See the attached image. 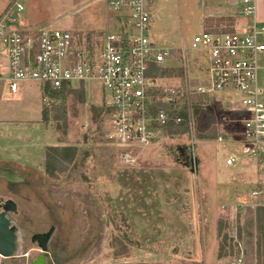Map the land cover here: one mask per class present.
<instances>
[{
  "label": "rangeland",
  "instance_id": "1",
  "mask_svg": "<svg viewBox=\"0 0 264 264\" xmlns=\"http://www.w3.org/2000/svg\"><path fill=\"white\" fill-rule=\"evenodd\" d=\"M14 1L0 0V16ZM92 1L18 0L24 8L21 27L96 29L93 15L98 17L107 10ZM208 1L158 0V16H154L158 22H154L151 40L172 50L188 48L207 22L227 30L231 21L239 29L245 26L240 0ZM210 10L213 15L205 19ZM259 40L264 43V36ZM258 83L264 93V53L258 57ZM23 92L24 98L14 97L4 107V117L17 123L2 121L0 126V160L14 161H4L0 168L5 165L27 183L9 185L0 179V199H11L18 206L12 218L21 235L15 259L0 257V264H29L38 254L30 237L51 226L55 228L49 246L51 260L57 253L62 264L233 261L234 256L225 251L219 255L222 237L217 228L224 218L221 208L241 189V180L233 179L236 171L224 166V154L212 142L196 140L191 128L187 135L167 137L137 150L133 166H127L119 159L120 151L106 145L101 115L92 118V108L100 105L97 84L88 85L83 104L73 95L55 97L48 121L42 120V86L28 83ZM54 108L65 109L66 126L61 119L53 120ZM49 144L78 148L75 162L53 180L43 172V145ZM245 240L241 237V264H256L255 246L244 256ZM22 255L29 257L19 261Z\"/></svg>",
  "mask_w": 264,
  "mask_h": 264
},
{
  "label": "built area",
  "instance_id": "2",
  "mask_svg": "<svg viewBox=\"0 0 264 264\" xmlns=\"http://www.w3.org/2000/svg\"><path fill=\"white\" fill-rule=\"evenodd\" d=\"M105 1L117 22L89 38L50 26L24 29L23 6L18 0L9 5L0 16V99L38 83L43 105L50 109L55 95L97 84L105 143L120 151L127 166H133L137 150L167 138L171 123L184 122L191 129L198 97L204 109L213 100L221 110V132L212 143L224 154V166L236 171L233 179L241 180V189L221 208L234 251L230 264H241L245 215L264 209V93L258 83L264 26L253 19L232 33L203 29L188 48L172 50L151 40L147 0ZM239 3L240 15L253 18L255 0ZM176 63L183 78L155 75V69Z\"/></svg>",
  "mask_w": 264,
  "mask_h": 264
},
{
  "label": "trees",
  "instance_id": "3",
  "mask_svg": "<svg viewBox=\"0 0 264 264\" xmlns=\"http://www.w3.org/2000/svg\"><path fill=\"white\" fill-rule=\"evenodd\" d=\"M116 19H112L110 21V25L113 26L116 23ZM219 22L218 24H220ZM206 28L205 30L208 32H221V33H232L235 31V23L234 21L230 22L229 30L226 27L214 28L213 25L209 24L208 22L205 23ZM80 36H87V38L91 36H99L101 32H94V31H87V32H77ZM155 75L158 77H165L168 79H172L175 77L183 78V72L180 67H178V63H176L174 68H161L154 70ZM65 95H73L75 100L79 104L85 103V89L80 86L74 88L70 91H67L61 95H55L54 97L58 96H65ZM197 99V98H196ZM194 98L192 99L193 102ZM202 99L198 97L194 106H192L191 113L193 119L192 125V132L195 134V139L199 141H214L220 134L221 129L217 122L216 113L219 114L221 110H214V102L213 100L210 101L208 108H202ZM54 105L52 106V108ZM51 108V109H52ZM45 111H42V120L48 121V114L47 112L50 109L44 108ZM56 110V112H55ZM212 110L216 113L213 114ZM54 115L53 120L58 121L62 120L63 126H66V112L65 109L54 108ZM102 110L99 108H92V118L96 120L100 115H102ZM216 118H214L213 117ZM203 131V132H201ZM189 133V127L186 123L182 122L181 124H170L166 129V136L167 137H176V136H184ZM78 154V148L75 146H46L44 148V163H43V172L48 179H56V177L66 170V167L70 164L75 162V159ZM88 155L87 153L84 154V158ZM224 223L221 221L218 224L217 228V235L218 237H222L221 244L219 245V255H222V252L229 253L230 256H234L233 246L230 245L228 241L227 234L225 233ZM242 232L245 239L244 244L248 247L245 252L244 256H249L252 253L253 247L255 246V259L256 264H264V209H259L255 211H249L245 215V220L243 221ZM241 235V230L239 232V237ZM243 238V237H242ZM238 255V251L236 252ZM57 253L52 254V263L62 264L59 260ZM247 264V263H244ZM252 264V263H250Z\"/></svg>",
  "mask_w": 264,
  "mask_h": 264
},
{
  "label": "water",
  "instance_id": "4",
  "mask_svg": "<svg viewBox=\"0 0 264 264\" xmlns=\"http://www.w3.org/2000/svg\"><path fill=\"white\" fill-rule=\"evenodd\" d=\"M190 164L192 167L193 166L192 158ZM191 171H193L192 168ZM1 177L5 178L6 180L18 182V183H23L26 181L18 174L9 170H7L6 174L2 175ZM17 213H18V207L13 200L0 199V257L3 258L16 257V253L18 249L17 228L15 225H11L9 216L16 215ZM53 231H54V227H50V229L46 233L34 234L31 237V242L33 244H37L38 249L44 255H48V242ZM30 264H45L44 257H38Z\"/></svg>",
  "mask_w": 264,
  "mask_h": 264
},
{
  "label": "crops",
  "instance_id": "5",
  "mask_svg": "<svg viewBox=\"0 0 264 264\" xmlns=\"http://www.w3.org/2000/svg\"><path fill=\"white\" fill-rule=\"evenodd\" d=\"M147 1L149 2L150 10H151V13H152V24H151V31H152V28L154 27V22L155 23L158 22V20L155 19L158 16V10H157V8H158V0H147ZM92 2L98 3V5H102L103 7H105L107 12L104 11V14L103 13H98L99 14L98 17L95 14L93 15L92 22H94L93 24L97 25L96 29H94V28H92L90 26V28L87 27V29H82V30L83 31L106 30L108 28V25H109L111 19H112L111 15L108 12L106 1L105 0H93ZM103 2L105 3V5H104ZM208 2L209 3L211 2V4H212V0L208 1ZM200 6H202V4H200ZM210 8L213 9L212 6ZM213 13H214L213 10H210V13L205 17V19L208 18V17H211V15H213ZM154 16H155V18H154ZM253 19L258 24H260L261 26H264V0H255V14H254V17L253 18H244L245 23L243 24L242 20H241L240 21V25H242V24L243 25H247ZM92 26H94V25H92ZM201 26H202V28H204L203 20L201 21ZM241 29H239V27L235 26V31H238V30H241ZM25 85H27V84H25ZM25 85L21 86V88H20L18 94L15 96V98H17V97L24 98L23 88H24ZM15 98L14 97L13 98L5 97L4 99H0V126L2 125V121H4L5 123H11V124L17 123V121H14V119H11L12 120L11 121L9 117H4V115L7 116L6 112L4 111V107L6 108V105H7L6 102L9 101V100H11L13 102V99H15ZM211 142L212 141H210L209 143H211ZM50 145L51 144H49L48 146H50ZM46 146L43 145V147H46ZM4 161L5 162L14 163V161H10V160L8 161V160H3V159L0 160V163H2ZM16 174H18V173H16Z\"/></svg>",
  "mask_w": 264,
  "mask_h": 264
},
{
  "label": "flooded vegetation",
  "instance_id": "6",
  "mask_svg": "<svg viewBox=\"0 0 264 264\" xmlns=\"http://www.w3.org/2000/svg\"><path fill=\"white\" fill-rule=\"evenodd\" d=\"M7 170H9V171H12V172H14L13 170H11L10 168H7V167H5L4 165L0 168V177L2 176V175H4V174H6V172H7ZM14 173H16V172H14ZM19 175V174H18ZM20 176V175H19ZM21 177V176H20ZM0 179H3V180H5L6 182H7V184H9V185H14V184H18V182H13V181H9V180H6L5 178H0ZM22 184H27L26 183V181L25 182H23ZM18 207V206H17ZM9 219H10V221H11V225H15L16 226V228H17V241H18V243H19V241H20V238H21V235H20V228L18 227V225H16L14 222H13V218H12V215H10L9 216ZM51 227H54V226H51ZM50 229V228H49ZM48 229V230H49ZM55 229V228H54ZM47 230V231H48ZM46 231V232H47ZM46 232H41V233H46ZM54 232V231H53ZM36 234H38V233H36ZM53 234V233H52ZM34 235V234H33ZM32 237V236H31ZM31 237H30V242H31ZM51 239H52V235H51V237H50V239H49V242H48V255H44L39 249H38V246H37V244H33L32 242V244L33 245H35L36 246V252L38 253V254H36V257L32 260V261H34V260H36L38 257H44V261H45V264H53L52 263V260H51V253L49 252V246H50V241H51ZM28 255H22V256H20L19 257V259H21V260H19V261H26L27 259H26V257H27ZM29 257V256H28ZM1 259H3V260H10V259H15V257L14 258H3V257H1ZM31 261V262H32ZM30 262V263H31ZM29 263V264H30Z\"/></svg>",
  "mask_w": 264,
  "mask_h": 264
}]
</instances>
